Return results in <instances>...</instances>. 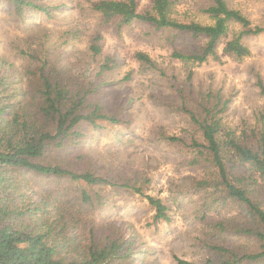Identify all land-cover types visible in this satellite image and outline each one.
<instances>
[{
	"label": "trees",
	"instance_id": "trees-1",
	"mask_svg": "<svg viewBox=\"0 0 264 264\" xmlns=\"http://www.w3.org/2000/svg\"><path fill=\"white\" fill-rule=\"evenodd\" d=\"M9 1L21 17L26 7L49 17L54 14L50 5L35 0ZM138 1L98 0L92 7L105 22L118 19L119 24H130L140 20L159 29L206 37L194 54L175 52L176 57L198 64L218 58L222 43L224 54L242 59L251 53L244 38L264 32V26L252 25L228 0H210L202 9L211 23L178 20L173 16L172 0H152L151 9L145 12L138 10ZM233 24L241 25V30L230 36ZM100 41L97 36L90 44L94 56L102 52ZM39 43L40 57L22 50L40 62L31 71L26 88L11 75L0 74V264H127L134 253L130 243L98 234L94 227L92 209L97 204L103 206L106 198L92 188L135 191L155 209L156 220L169 221L168 206L162 198L148 193L149 180L106 176L93 166L86 167L84 162L91 158L82 151L85 135L81 125L100 128L103 121L115 124L121 119L117 112L108 113L94 95L101 80L88 82L52 64L44 50L45 41ZM136 57L143 64L156 66L144 52H137ZM117 65V60L108 56L98 79ZM257 85L264 97L261 76ZM230 102L220 90L178 88L166 106L185 117L188 135L166 134L164 138L193 151L188 163L202 172L195 184L208 193L205 214L214 205L237 208L230 217L216 215L207 221L211 226L207 242L210 255L204 264H264V127L241 133L230 128L225 121ZM30 174L41 184L38 193L31 190ZM51 180L56 183L50 188L46 185ZM35 195L39 201L33 200ZM236 237L243 241L236 242ZM175 260L177 264H192L179 256Z\"/></svg>",
	"mask_w": 264,
	"mask_h": 264
},
{
	"label": "rangeland",
	"instance_id": "rangeland-1",
	"mask_svg": "<svg viewBox=\"0 0 264 264\" xmlns=\"http://www.w3.org/2000/svg\"><path fill=\"white\" fill-rule=\"evenodd\" d=\"M35 1L50 5L53 17L33 7H26L21 17L9 0H0V74L11 75L26 88L31 71L40 62L22 50L40 57L38 44L43 40L52 64L88 82L101 80L94 95L108 113L117 112L121 121H103L100 128L81 125L85 135L82 151L91 158L84 164L106 176L149 180L148 193L162 198L168 206L169 221L156 220L155 209L139 193L97 186L92 189L106 198L103 206L97 204L92 209L97 233L130 243L134 253L127 264H177L175 256L204 264L210 255L207 242L211 226L207 221L216 215L230 217L237 208L214 205L204 213L208 193L196 187L195 179L202 172L188 163L193 151L164 138L166 134L186 137L187 120L166 104L181 87L195 92L220 90L231 98L225 116L230 128L237 133L262 130L264 97L257 79L261 76L264 80V32L244 38L251 53L242 59L224 54L222 43L218 58L198 64L176 57L175 52L194 54L206 37L159 29L140 20L130 24H119L118 19L105 22L92 7L98 0ZM172 1L173 16L178 20L212 22L202 11L210 0ZM59 3L62 5L58 8ZM228 3L241 10L252 25L264 26V0ZM152 4V0H139L138 10L145 12ZM231 28L230 36L240 31L241 25L233 24ZM97 36L103 48L94 56L90 44ZM137 52L148 54L156 66L143 64ZM108 56L118 65L98 79L100 66ZM28 178L31 190L38 193L40 182L32 174ZM55 183L51 180L46 186L51 188ZM62 184L67 185V180ZM33 200L39 201L40 197L35 195ZM233 240L243 241L237 237Z\"/></svg>",
	"mask_w": 264,
	"mask_h": 264
}]
</instances>
